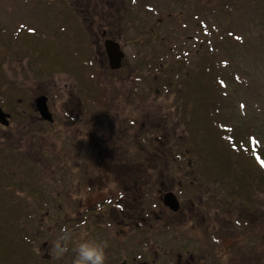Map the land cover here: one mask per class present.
Masks as SVG:
<instances>
[{
    "label": "rangeland",
    "instance_id": "1",
    "mask_svg": "<svg viewBox=\"0 0 264 264\" xmlns=\"http://www.w3.org/2000/svg\"><path fill=\"white\" fill-rule=\"evenodd\" d=\"M96 3L0 0V106L28 114L25 119L16 115L9 128L0 123V186L11 188L17 200L15 209L22 217L21 223L15 222L14 233L25 228L22 232L30 244L18 245L32 254L27 264H73L68 253L63 260L50 255L45 243L66 227L73 236L71 251L76 243L75 221L62 225L78 214L75 205L66 206L82 197L88 204L101 192L120 190L124 172L131 188L147 190L146 203L157 202L151 192L160 179L163 190L175 192L183 204L177 219L170 208L159 207L160 216L143 233L138 251L157 250L159 243L167 250L188 243L189 235H194L191 227L197 225L189 219L199 221L208 212L216 214L219 222L227 221L228 235L244 231V254L257 258L256 251L264 264L260 169L238 168L237 159L218 140H210L216 155L211 161L204 153L207 148H194L195 142L202 143V133L189 130L199 109L212 124L226 125L237 143L245 141L244 147L264 152V0H113L126 53L120 70L109 67L102 40L100 48L94 46L98 38L88 34L87 20L97 19L98 13L92 12ZM207 47L208 54L214 47L227 87L215 92L210 86L203 89L205 103L198 106L193 101L198 95L185 82ZM205 79L210 84L209 76ZM211 94L219 97L214 106L208 98ZM40 95L49 96L53 123L42 118L33 123L29 117ZM97 131L100 140L95 143L92 137ZM103 142L116 143L114 154L130 152L132 157L129 165L115 166L110 184L103 186L106 177L93 178L92 184L102 189L86 193L79 188L86 185L81 183L82 171L111 170L103 165L113 153L107 154L112 145L101 152ZM94 148L106 157L98 156ZM168 157L171 161L165 160ZM218 160L226 163L225 170L218 172L214 164ZM175 179L181 180L178 188ZM236 206L242 214L239 224L217 214L221 208ZM139 230L134 231L135 238H140ZM152 259L146 261L153 264Z\"/></svg>",
    "mask_w": 264,
    "mask_h": 264
},
{
    "label": "flooded vegetation",
    "instance_id": "2",
    "mask_svg": "<svg viewBox=\"0 0 264 264\" xmlns=\"http://www.w3.org/2000/svg\"><path fill=\"white\" fill-rule=\"evenodd\" d=\"M96 1L97 3L94 7V11L92 12L98 13V15L97 19H95L94 17L87 20L91 24V26H86V28L89 30L88 34L92 37V32L93 34H95L93 37H95V39L96 37L98 38V42H93L94 46L96 44H99L98 47L100 48V46H102L100 45V41L102 40L104 48L103 55L110 68V58L105 48V43L107 40H114L119 43L121 50L124 53V56L120 62V66L116 69L120 70L125 65L126 53L123 50L120 42V39L122 38V36H120V23H117L115 19L116 16L114 14L115 9L113 5L110 4V2H112L113 0ZM83 2L86 3V1ZM88 4H90V2H88ZM103 48L101 47L102 50ZM47 97L49 105V96L47 95ZM74 98H76V96ZM2 108L6 113L11 114L10 124L8 126L1 124L2 128L11 127V122L14 121L16 115L24 119L28 117V114L25 111L21 114H19V112L18 114H15L14 112L9 111L7 108ZM33 109L35 112L33 113V115H29V117L31 118V121L33 123L39 122V120L42 119L36 111L35 105ZM86 109L87 111L90 110L89 108ZM93 115L96 116L95 112H93ZM53 117L55 121L56 118L54 113ZM15 120H17V118H15ZM47 122L53 123L49 121ZM2 128L0 127V129ZM92 140H94L95 143L100 140L98 131L93 135ZM115 142H103V146L102 148H100L101 152H103V148L105 146L111 145V147H108V149L111 148V150L107 149V154L113 152L114 150H118L117 146H114L116 145ZM95 150L97 151L98 156L106 157L104 154H101V152L98 151L99 149L96 148ZM96 155L97 154H95V156ZM130 157H132L130 155V152L124 155H122V153L120 155H116L114 154V152L111 153L109 155L108 164L103 165V167H110L111 170L104 169V171H101L97 168L96 171L99 174H94L95 172H90L88 170L82 171V179L84 180V182L81 181V183L86 185H84V188H79L86 190V193L90 192L95 194L96 189L99 190L102 188L95 187V185L92 184V179L96 177H106L103 179V186L106 187L105 184H110L115 178L113 172L115 166H119L121 162L123 164L129 165L131 160L129 159ZM95 165L96 167H98L97 163H95ZM124 174L125 177L123 178L125 179L123 180V187H121L120 190H116L113 192L111 191L108 194L101 192L99 193V195L90 197V199H92L93 201L89 202L88 204L85 203L83 197L78 199L76 203H61H70L66 206L67 208H74L70 206L75 205L76 214H78V217L76 219L73 218L67 220V218L62 226H67L68 223L75 221V229L78 232L75 233L76 242L85 239L107 242L108 264H149L148 261H146V258L152 256L154 257V259H152L153 264H157L158 261H160L159 263L161 264H260V256L256 251L253 252L255 253L257 258L251 257V259H249V255L246 256L244 254V231L228 235L229 229L227 227V221L219 222L216 214H211L208 212L206 214L207 217L199 221L195 218L189 219L194 220L196 222L195 224L197 225L195 226V228L191 227V231L194 232V235H189L188 243L181 242L177 246V248H172L171 250H167V247L164 246V243H159L160 250H146L143 248V250L138 251L139 246L143 245V233L148 228L150 230L152 222L158 220L160 216L159 214H156V211L159 209V207L168 208L164 204V195L166 192L163 190V183L161 182V180H157L159 184L158 188H154L151 194L155 193V195L158 197V200L157 202H155V204H149L148 202L146 203L144 200V194L147 193V190L146 192H142V189H140L141 186H132L131 188V180L127 179V175L129 174L125 172ZM117 175H119V172L117 173ZM180 181L181 180L179 179L174 180V184H177L174 188H178V183H180ZM177 198L179 200L181 208L178 211H172L175 219L180 217L183 207V204L178 195ZM239 209L240 208L238 206L229 208L227 210L226 208H221V212L217 214H221L223 216L224 219L222 220H225V218H229L230 220L236 221L237 224H239L241 222V218L239 217L241 215ZM188 210L191 214L190 207H188ZM202 225H204V228L201 227ZM233 225L236 227V223ZM137 229L141 230L138 231V235H140V238L134 237L135 235L133 233ZM65 231H67L66 227L64 232ZM251 236H253V234ZM45 244H47V246L49 247L50 243L47 241ZM261 251L264 252V250ZM68 254H70L69 258L71 260L73 259L74 264V252L69 250ZM64 256H66V254ZM60 264L66 263L65 261H63Z\"/></svg>",
    "mask_w": 264,
    "mask_h": 264
},
{
    "label": "trees",
    "instance_id": "3",
    "mask_svg": "<svg viewBox=\"0 0 264 264\" xmlns=\"http://www.w3.org/2000/svg\"><path fill=\"white\" fill-rule=\"evenodd\" d=\"M208 49L209 47L203 51L201 55L202 57L196 61V65L194 66L195 69L189 72L190 77L188 78L187 82H185L188 85L187 89L194 90L196 95H198L193 97L194 103L198 106L200 103V105L205 103L204 100H202V95L200 93L203 89L209 88L210 86L212 92H215L220 91L221 89L224 90V88L227 87V75L223 73L222 66L220 67L219 62H217L218 60H215L216 54L214 47L211 49L212 54L207 53ZM207 76H209L211 79H209L210 84H208L207 79H205ZM191 81H193L192 85H190ZM193 86H195L194 89ZM208 98L212 100L213 106L219 99V97L215 98L212 94ZM205 114L206 113H204V115ZM204 119L206 120V126L203 124ZM187 124L189 123L187 122ZM190 124L191 127L189 130H191L193 133H202V143L195 142L194 148L195 146L207 148L208 151L205 150L204 153H208V155L211 156V161H215L216 155L214 150L211 149L210 140H213L212 142L217 140L222 141L226 146L224 149L227 151V153L233 158L237 159V164H239L238 168L242 170H250L251 167L255 168V166H257L262 173L261 178L264 180V166H262V162H264L263 149L259 151L258 147L253 149V147L250 145L244 147L243 143L245 141H240L237 143L233 133L227 132L228 130L226 125L224 126L222 123L219 125L217 123L216 125L212 124L209 122V120H207L206 117L203 118L202 113H199V109H196L195 117H193ZM208 128H210V130H208ZM198 133L197 135L200 136ZM203 135L208 138L206 139ZM192 137L194 140H196L194 135ZM203 138H205V140ZM169 152L171 154L170 150ZM189 152L192 154V150ZM165 160L171 161L169 160V157ZM219 163H221L220 160L214 163L217 164L216 169L218 172L225 170L226 163H221L222 165H219ZM237 179H239V177H237ZM1 189L2 185L0 186V262L2 264H27V259L31 258L32 254L28 255L26 252L27 249L24 250L22 249V246L18 245L19 242L22 243L24 247L27 244H30V241L27 239V237H25L26 235L22 232L23 230L25 231V228H22L14 233L16 224L15 222L18 221L21 223L20 220L22 217L21 213L19 214L15 209L17 200H15V197L12 198L14 193L11 188L4 190ZM239 217L241 218L242 214Z\"/></svg>",
    "mask_w": 264,
    "mask_h": 264
},
{
    "label": "clouds",
    "instance_id": "4",
    "mask_svg": "<svg viewBox=\"0 0 264 264\" xmlns=\"http://www.w3.org/2000/svg\"><path fill=\"white\" fill-rule=\"evenodd\" d=\"M73 243L70 232H63L49 244V254L56 258H62L69 252V244ZM108 244L104 241L82 240L75 243L71 249L74 252V264H108Z\"/></svg>",
    "mask_w": 264,
    "mask_h": 264
},
{
    "label": "water",
    "instance_id": "5",
    "mask_svg": "<svg viewBox=\"0 0 264 264\" xmlns=\"http://www.w3.org/2000/svg\"><path fill=\"white\" fill-rule=\"evenodd\" d=\"M105 48L110 58L111 68L117 69L120 66L121 59L124 56L119 43L114 40H107L105 43ZM35 108L43 120L49 122L54 121L53 113L50 111L48 97L46 95H40L35 99ZM10 117L11 114L6 113L0 106V123L8 126L10 124ZM164 204L172 211H178L180 208L179 200L174 192L165 193Z\"/></svg>",
    "mask_w": 264,
    "mask_h": 264
},
{
    "label": "snow or ice",
    "instance_id": "6",
    "mask_svg": "<svg viewBox=\"0 0 264 264\" xmlns=\"http://www.w3.org/2000/svg\"><path fill=\"white\" fill-rule=\"evenodd\" d=\"M262 166H264V162H262Z\"/></svg>",
    "mask_w": 264,
    "mask_h": 264
}]
</instances>
